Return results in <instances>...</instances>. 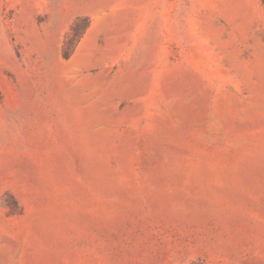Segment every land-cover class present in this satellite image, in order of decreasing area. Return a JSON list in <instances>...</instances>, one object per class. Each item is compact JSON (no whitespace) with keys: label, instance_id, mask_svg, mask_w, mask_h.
Returning <instances> with one entry per match:
<instances>
[{"label":"rangeland","instance_id":"rangeland-1","mask_svg":"<svg viewBox=\"0 0 264 264\" xmlns=\"http://www.w3.org/2000/svg\"><path fill=\"white\" fill-rule=\"evenodd\" d=\"M0 264H264V0H0Z\"/></svg>","mask_w":264,"mask_h":264}]
</instances>
